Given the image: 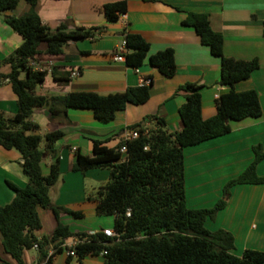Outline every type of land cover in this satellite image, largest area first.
<instances>
[{"label": "trees", "instance_id": "trees-1", "mask_svg": "<svg viewBox=\"0 0 264 264\" xmlns=\"http://www.w3.org/2000/svg\"><path fill=\"white\" fill-rule=\"evenodd\" d=\"M20 0H0V15L4 22L23 38V43L9 56L0 59V68L9 66L7 75L0 73L17 97V112L5 117L0 112V147L15 149L20 154V163L28 184L18 188L8 183L15 193L11 203L0 207V242L3 251L15 264H25L23 254L37 244L38 264H51L52 257L64 251L65 242L77 237L82 242L75 248L78 264L87 256L104 258L103 264H264V252L244 250L241 256L231 253L235 249L234 237L228 231H210L206 222L213 221L217 213L226 207L231 189L238 185H264V177L258 176L256 168L264 160V148L260 144L252 147L253 161L238 176L228 180L222 188V196L210 208L189 209L186 205L183 150L203 142L224 136L230 132V122L246 118H259L261 107L254 90L237 92L234 85L248 79L260 67L257 58L236 60L223 55V36L212 30L205 13H186L181 25L192 28L202 45L209 48L212 56L220 60L219 84L229 88L215 100L216 115L208 120L201 116V86L185 83L176 94L182 93L185 102L178 114L182 129L169 133L166 123L157 116H146L140 123L127 130H135L138 137L123 141L115 148H107L105 141L92 139V152L83 156L76 153L72 172L84 173L92 169L107 168L109 181L101 187L95 198L97 216H114L115 237H106L103 232L93 234L72 233L60 221L62 213L76 218L80 212L54 206L50 191L60 178L56 144L63 138L61 130L38 132L40 127L31 118L34 110L46 109L51 120L67 122L69 109L91 110L96 121L107 124L128 104L142 105L150 98V86L142 84L127 88L123 92L99 95L93 92H73L65 96H43L35 92L42 84L46 71H37L29 65L39 54V46L46 44L45 54L58 56L68 42L93 39L104 27L67 30L62 23L51 31L37 13L38 0H23L29 11L20 16H8ZM126 0L107 3L103 6L105 19L114 23L126 14ZM125 53L122 55L128 67L137 69L147 60L149 65L166 78L176 73L174 50L166 48L149 55L150 44L139 34L125 32ZM24 77L21 78V74ZM51 75L57 84L69 81V72ZM149 123L148 128L143 125ZM152 124V125H151ZM43 142V149L40 144ZM125 146L126 152H120ZM50 157L54 163L49 173L43 176L40 162ZM37 207L50 210L56 227L50 237L38 240L34 231L41 228ZM129 210V216H126ZM54 255L48 257V251ZM0 264H8L1 262Z\"/></svg>", "mask_w": 264, "mask_h": 264}, {"label": "crops", "instance_id": "crops-1", "mask_svg": "<svg viewBox=\"0 0 264 264\" xmlns=\"http://www.w3.org/2000/svg\"><path fill=\"white\" fill-rule=\"evenodd\" d=\"M115 1L119 0H38L36 8L40 19L51 31L62 23L67 24L68 31L105 28L93 39L68 42L58 56L46 55V44L42 43L39 54L30 61L36 65L33 70L39 68L47 72L44 82L36 87L37 94L65 96L73 92H93L108 95L140 86L145 78L152 79L149 100L138 106L128 104L107 124L96 121L91 110L69 109V123L51 120L46 109L34 110L31 120L40 130L28 134L43 136L54 130L64 133L56 144L60 178L51 189L50 198L54 206L82 214L80 218L65 213L60 215L61 223L68 226L72 233L113 231V220L97 216L95 203L86 199L88 181L96 179L98 169L84 173L71 171L76 153L83 156L91 154L92 139L105 141L107 148H115L124 141L128 127L140 123L146 116L162 118L169 133L180 131L182 123L178 109L185 102V97L182 93L176 94V90L185 83L202 87V119L208 120L216 115L215 100L229 88L219 84V58L212 56L209 48L201 44L192 28L181 25L188 12L208 15L212 30L223 36L225 57L258 59L260 67L248 79L236 83L234 89L237 92L254 90L262 113L259 118L230 122L228 134L183 150L187 207L199 209L195 207V202L211 192L208 201L213 206L226 182L238 176L253 161L252 147L260 144L264 148V0H126V14L109 23L103 6ZM28 11L29 6L20 0L17 7L5 15L20 17ZM125 32L144 38L150 44L149 55L172 48L175 75L171 78L162 76L147 60L137 69L128 67L125 61H115L114 55ZM22 43L23 38L0 15V59L11 55ZM52 69L57 75L69 72L68 83L60 85L54 82ZM9 71L7 65L0 68L3 75ZM0 112L5 117H12L17 112V97L11 85L4 80L0 84ZM53 163L54 159L50 157L42 159L40 171L43 176L48 175ZM256 173L264 177V160L258 164ZM8 183L24 188L28 177L23 172L19 152L0 147V207L11 203L15 196ZM211 186H216V190H212ZM188 190L191 192L190 206L187 202ZM36 210L41 228L34 231V236L38 240L48 238L57 224L54 215L40 207ZM206 228L231 233L235 244L231 253L235 256H241L247 249L264 252V185L234 186L226 207L217 213L213 221L206 222ZM76 238L65 242L66 251L53 256L51 264H67V246ZM37 254L38 251L33 248L25 251L24 263L38 264ZM0 261L15 264L3 251L1 242ZM103 261L102 255L87 256L82 264H103ZM70 264L78 263L73 258Z\"/></svg>", "mask_w": 264, "mask_h": 264}, {"label": "built area", "instance_id": "built-area-1", "mask_svg": "<svg viewBox=\"0 0 264 264\" xmlns=\"http://www.w3.org/2000/svg\"><path fill=\"white\" fill-rule=\"evenodd\" d=\"M124 51H125V40L123 39L119 48L117 49L115 55H114V60L115 61H124V58H123V54H124ZM29 65L34 68L36 65L35 63L33 62H30ZM37 71H43L42 69H36ZM142 83L145 84V85H148L151 83V80L149 78H145L142 80ZM143 127L146 129L149 127V124L148 123H145L143 125ZM138 137V132L135 131V130H127L126 133H125V136H124V141H130V140H133L135 138ZM120 152L121 153H125L126 152V148L125 146H122L121 149H120ZM126 216H129V210L127 211L126 213ZM103 234L106 236V237H115V233L109 229H106V230H103L102 231ZM82 241L79 239V238H76L71 244H69L67 246V256L68 257H75V251H74V248L75 246L78 244V243H81ZM34 250L38 251V246L37 244H35L33 247H32ZM54 252L55 250L54 249H50L48 251V257H51L54 255ZM103 255V254H102Z\"/></svg>", "mask_w": 264, "mask_h": 264}, {"label": "rangeland", "instance_id": "rangeland-1", "mask_svg": "<svg viewBox=\"0 0 264 264\" xmlns=\"http://www.w3.org/2000/svg\"><path fill=\"white\" fill-rule=\"evenodd\" d=\"M43 147H44V145H43V142H42L40 144V149H43ZM96 171H97L96 179H91V180L88 181V186H87L88 190H87V198L86 199L88 200L89 203L91 202L89 200V198H95L97 191L101 187H103L109 181V178H110L108 174L106 176L107 171H109L107 168H101V169H98ZM108 173L110 174V172H108ZM210 188H212V190H216V186L215 187L211 186ZM209 191H211V190H209ZM211 194H212V192L210 194H207L205 197L200 198V200H197L195 202V207L196 208H210V207H212V205L210 204L211 201H208L210 199V197H211L210 196ZM221 196H222V189H221L220 198H221ZM190 197H191V192H190V190H188L187 191V202H188L189 206L191 204V203H189ZM103 219L104 220L111 219V220H113V223H114V216H103ZM64 251H66V249H64Z\"/></svg>", "mask_w": 264, "mask_h": 264}]
</instances>
